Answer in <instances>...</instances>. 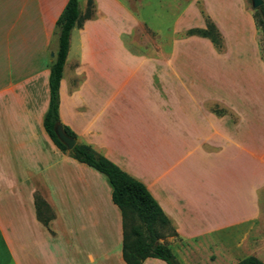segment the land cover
I'll use <instances>...</instances> for the list:
<instances>
[{"label":"crops","instance_id":"obj_1","mask_svg":"<svg viewBox=\"0 0 264 264\" xmlns=\"http://www.w3.org/2000/svg\"><path fill=\"white\" fill-rule=\"evenodd\" d=\"M67 1L0 0L5 264H127L122 214L107 176L58 148L44 127L58 50L52 40ZM144 1L92 0L93 14L71 31L59 117L78 141L147 187L178 232L164 241L181 264H198L192 257L204 239L237 226L238 200L250 212L247 221L263 211L264 93H244L247 104L239 108L206 92L204 64L187 60L183 45L205 41L225 53L227 30L241 52L249 35L264 65L258 25L248 0H168L176 8L163 29L155 24L162 16L153 21L142 13ZM88 2L79 0L82 14ZM205 15L223 36L222 50L206 37L185 35L205 27ZM190 18L202 22L189 25ZM242 179L248 187L238 194ZM36 194L54 212L48 225L37 216ZM141 264L168 263L147 257Z\"/></svg>","mask_w":264,"mask_h":264},{"label":"trees","instance_id":"obj_2","mask_svg":"<svg viewBox=\"0 0 264 264\" xmlns=\"http://www.w3.org/2000/svg\"><path fill=\"white\" fill-rule=\"evenodd\" d=\"M93 12L92 0H89L87 11L83 14L79 7V0H68L56 21L58 50L50 67V98L49 107L44 116V127L58 148L68 151L76 160L92 166L107 176L112 187V200L122 214V253L126 263L141 264L147 257H157L168 264H181L170 244L164 241L167 236L178 237V232L147 187L86 143L77 140L74 147L69 150L55 133V124L60 123L69 136L77 139L75 132L60 121L59 88L70 48L72 28L81 25L83 19L90 17ZM254 18L257 25L264 30V3L254 9ZM205 22V27L190 28L185 35L206 37L218 50H222L224 39L218 27L207 15H205ZM35 205L38 218L48 225L54 217V212L38 194L35 196ZM237 264H264V261L251 254L241 258Z\"/></svg>","mask_w":264,"mask_h":264},{"label":"rangeland","instance_id":"obj_3","mask_svg":"<svg viewBox=\"0 0 264 264\" xmlns=\"http://www.w3.org/2000/svg\"><path fill=\"white\" fill-rule=\"evenodd\" d=\"M167 1V4L165 3ZM142 13L152 17L153 21L162 16L161 20H156L155 24L166 29L172 22V11H168L173 5L168 4V0H145ZM251 8L252 1L248 0ZM84 8V4L80 5ZM88 5L84 13H86ZM255 9V8H253ZM202 22L199 20H188V24ZM196 25V24H195ZM226 37L229 51L222 53L214 51L205 41L195 42L188 41L185 47L187 60H199L203 62V74L205 77L206 92L214 93L225 103H235L239 108H244L247 104L244 100V93H264V65L258 61V52L255 46L253 36H246L241 44L243 50L240 52V46L236 43V38L230 35L226 30ZM31 40V38H30ZM258 42L260 56L264 60V30L258 26ZM36 45V41H34ZM52 45L58 47V34L52 40ZM202 72V69H200ZM211 107L217 111H226L224 105L220 103H212ZM255 113V107L250 106ZM260 133V128L254 130ZM254 178L257 177L254 175ZM255 180V179H254ZM248 187L244 180H238L237 193H244ZM260 200L263 203L264 189L259 191ZM0 202V210L8 208V202ZM242 203V204H241ZM237 226L227 230H221L212 238L204 239L198 246V253L192 257V260L199 262L198 264H237V262L247 256L256 255L264 261V207L260 210V215L254 223L247 221L249 211L240 200L237 201ZM5 216L7 212H1ZM7 252L5 244L0 236V264L7 262Z\"/></svg>","mask_w":264,"mask_h":264},{"label":"water","instance_id":"obj_4","mask_svg":"<svg viewBox=\"0 0 264 264\" xmlns=\"http://www.w3.org/2000/svg\"><path fill=\"white\" fill-rule=\"evenodd\" d=\"M253 8L259 7L263 0H251ZM55 133L57 137L66 145V147L70 150L74 147L77 142V139L69 136L62 128L60 123H56L54 127Z\"/></svg>","mask_w":264,"mask_h":264}]
</instances>
